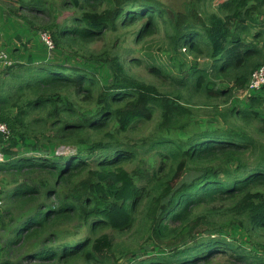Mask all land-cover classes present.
I'll return each instance as SVG.
<instances>
[{
	"label": "trees",
	"instance_id": "trees-1",
	"mask_svg": "<svg viewBox=\"0 0 264 264\" xmlns=\"http://www.w3.org/2000/svg\"><path fill=\"white\" fill-rule=\"evenodd\" d=\"M0 4L52 44L34 50L50 61L0 73V264H116L125 233L121 264H264V84L246 92L264 68V0ZM128 27L140 44L163 32L141 53L149 81L120 35L91 48Z\"/></svg>",
	"mask_w": 264,
	"mask_h": 264
},
{
	"label": "rangeland",
	"instance_id": "rangeland-1",
	"mask_svg": "<svg viewBox=\"0 0 264 264\" xmlns=\"http://www.w3.org/2000/svg\"><path fill=\"white\" fill-rule=\"evenodd\" d=\"M168 7H172L174 9L180 10L183 5V0H158ZM2 2V0H0ZM4 6L0 4V73L3 70H6V68H11L15 66L16 64H23V62L27 61L26 57L30 56L33 58L34 63L38 64L40 61H50L52 58H49V54L43 55L39 51H34L35 49H42L45 48L43 45V42L47 45L48 49H50L52 46L47 42V39L43 34H41L40 37H37L36 33H33L29 30H27L25 27L22 26L21 20H14L12 17H9L6 10L3 8ZM39 22V20H37ZM134 28L128 27V28H122L119 30L117 34L112 33H106L103 41H99L96 44H93L91 48L93 50L100 48H110V44L119 37V46L121 48V52L123 54V57L126 59L130 58H137L140 61V64L136 65L132 62H126V68L129 70L131 74H134L136 77H138L141 80L149 81L151 80L152 76H150L147 72L145 62L147 61L143 56L142 52L145 51L146 43H157L158 40L163 38V32L159 31L156 34H153L147 38L144 39L145 43H136L134 41ZM43 41V42H42ZM114 49V48H113ZM12 53H15L18 55V59H15V57L12 55ZM126 53H131L129 56H125ZM55 53H51L53 55ZM59 57L62 56V53L57 54ZM56 55V56H57ZM132 56V57H131ZM95 64V63H94ZM96 65V64H95ZM94 65V66H95ZM7 71V70H6ZM98 71L100 72L101 76L105 80L110 79V74L108 69L106 67L99 68ZM2 76H0L1 79ZM242 98H246V96H241ZM200 110L206 111L203 109V107H199ZM207 114L205 112L201 113V117H206ZM199 119L210 121L211 118H196V121ZM212 121H217L215 119H211ZM156 122V121H155ZM154 122V123H155ZM154 123L149 124L146 129L143 131L142 135H147L150 131L154 128ZM23 139H19L16 142L15 146H11L9 150L11 149V152L14 154H19L22 152L23 146ZM29 144V143H28ZM2 146L9 147L10 141H7L3 145L0 146V150L2 151ZM35 148V147H33ZM37 154L39 152H42L43 149H36L34 150ZM61 154H68L71 151H73L70 147H60L59 149L55 150ZM54 152V151H52ZM30 153H32L30 151ZM29 153V154H30ZM223 235H227L230 233L237 234V237L244 238V235L240 231H236L235 228L227 225L223 226L222 228ZM113 232H109L111 235ZM132 236L128 233L118 235L115 237V243L117 244L116 248L114 249V255L115 258H117L116 264L124 263V260L120 257H124L127 255L128 250L132 249ZM128 257H131V254L129 253L127 255Z\"/></svg>",
	"mask_w": 264,
	"mask_h": 264
},
{
	"label": "built area",
	"instance_id": "built-area-1",
	"mask_svg": "<svg viewBox=\"0 0 264 264\" xmlns=\"http://www.w3.org/2000/svg\"><path fill=\"white\" fill-rule=\"evenodd\" d=\"M47 42L52 46L49 40ZM263 84H264V68H261L253 72L251 78L249 79L246 92L249 94H251L252 92H256L261 88ZM8 134L9 132H8L6 125L3 123H0V139L7 138ZM1 145L2 144L0 142V146ZM3 161H4V155L2 151L0 150V163Z\"/></svg>",
	"mask_w": 264,
	"mask_h": 264
},
{
	"label": "clouds",
	"instance_id": "clouds-1",
	"mask_svg": "<svg viewBox=\"0 0 264 264\" xmlns=\"http://www.w3.org/2000/svg\"><path fill=\"white\" fill-rule=\"evenodd\" d=\"M45 38H46V36H45Z\"/></svg>",
	"mask_w": 264,
	"mask_h": 264
}]
</instances>
